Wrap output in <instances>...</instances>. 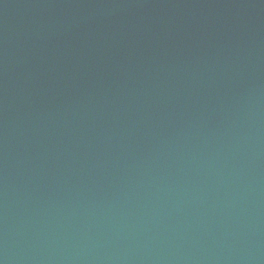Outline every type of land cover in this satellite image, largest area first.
<instances>
[{"label":"water","instance_id":"95a60500","mask_svg":"<svg viewBox=\"0 0 264 264\" xmlns=\"http://www.w3.org/2000/svg\"><path fill=\"white\" fill-rule=\"evenodd\" d=\"M0 264H264V0H0Z\"/></svg>","mask_w":264,"mask_h":264}]
</instances>
